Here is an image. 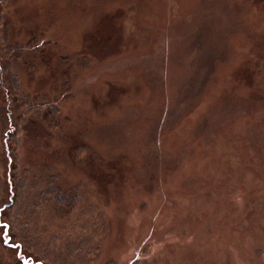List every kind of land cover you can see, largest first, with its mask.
<instances>
[{
	"label": "rangeland",
	"instance_id": "rangeland-1",
	"mask_svg": "<svg viewBox=\"0 0 264 264\" xmlns=\"http://www.w3.org/2000/svg\"><path fill=\"white\" fill-rule=\"evenodd\" d=\"M0 3L7 72L61 108L0 98L5 264H264V0Z\"/></svg>",
	"mask_w": 264,
	"mask_h": 264
},
{
	"label": "trees",
	"instance_id": "trees-1",
	"mask_svg": "<svg viewBox=\"0 0 264 264\" xmlns=\"http://www.w3.org/2000/svg\"><path fill=\"white\" fill-rule=\"evenodd\" d=\"M2 14V6L0 3V17ZM2 20V19H1ZM3 21V20H2ZM6 22L3 21V29L5 28ZM5 40L4 46L9 50L10 52L5 55H1L0 53V65L2 68H4L3 77L0 78V98L3 102V104L6 103V100H11V107L10 111L7 110L1 115V119L4 123V127H7V122H10L9 119H11V123L15 125V127H18V124H23L26 120V116H28L29 113H31V116L36 117H42L43 119L48 121V127L51 129H59V116L61 114V108L59 106V99L56 97H48V96H34L30 93H27L23 90V88L20 85V79L18 77V74L14 71H8L7 69L13 64V62H16L20 57H22L24 47L20 45H13L12 43H8V37L6 35L2 36ZM1 40V37H0ZM30 47V45L28 44ZM26 49V47H25ZM3 71V72H4ZM2 104V105H3ZM19 104V105H18ZM0 108H6L4 105ZM7 139L8 137V131L6 133ZM6 139V140H7ZM17 143V142H16ZM12 145V142H10ZM8 150H6L7 153ZM10 154V153H9ZM14 160V156H11ZM5 163L9 162V156L5 157ZM8 166V163H7ZM9 169V167H7ZM14 169V168H13ZM6 171V170H5ZM7 173V172H6ZM8 174V173H7ZM16 187V186H15ZM16 190V189H15ZM52 193L54 194V198L57 199V201H60L62 204L70 205L75 202V194H73L71 191H65L61 188L54 187L52 189ZM16 199L17 193L16 190ZM3 255L0 252V264H5L2 259Z\"/></svg>",
	"mask_w": 264,
	"mask_h": 264
}]
</instances>
